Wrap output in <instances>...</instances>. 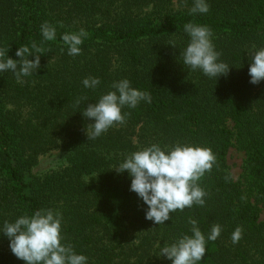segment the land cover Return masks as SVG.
I'll list each match as a JSON object with an SVG mask.
<instances>
[{
  "label": "trees",
  "instance_id": "1",
  "mask_svg": "<svg viewBox=\"0 0 264 264\" xmlns=\"http://www.w3.org/2000/svg\"><path fill=\"white\" fill-rule=\"evenodd\" d=\"M194 0H0V47L19 60L20 46L44 49L41 66L23 83L0 73V226L41 208L63 215L64 242L88 264H171L160 246L191 234L189 218L207 234L202 264H264V81L251 84L249 52L264 47V0H208L207 14L191 15ZM56 27L43 41L40 26ZM208 26L220 59L231 68L209 79L179 62L188 36L184 25ZM83 29L77 56L62 36ZM30 59H34L30 57ZM86 77L100 86L85 89ZM151 94V103L125 107L124 124L95 140L85 129L87 103L112 90L114 81ZM87 97L85 105L75 101ZM210 148L215 163L199 185L206 204L177 210L165 224L145 219L147 206L131 192L127 173L114 169L151 144ZM231 147L246 154L244 181L228 171ZM59 150L66 162L44 178L31 176L41 155ZM247 187V193L244 187ZM244 230L238 244L231 240ZM0 264H25L0 236Z\"/></svg>",
  "mask_w": 264,
  "mask_h": 264
},
{
  "label": "clouds",
  "instance_id": "2",
  "mask_svg": "<svg viewBox=\"0 0 264 264\" xmlns=\"http://www.w3.org/2000/svg\"><path fill=\"white\" fill-rule=\"evenodd\" d=\"M208 0H194L190 14H207ZM43 41L56 39V27L48 22L40 26ZM184 32L188 43L180 51L179 62L192 71H201L209 79H219L229 74L232 67L220 59L213 43V32L206 25L187 23ZM87 33H65L62 40L67 45L68 55L81 53ZM44 49L36 42L20 46L15 55L0 47V73L11 72L18 83L25 77L33 76L41 66ZM250 83L258 85L264 81V47L250 51ZM33 57L34 59H30ZM85 89L95 90L101 84L99 77H86L82 81ZM110 91L102 94L95 103H87L80 111L86 120H91L85 132L88 140H95L110 128L124 124L127 113L125 107L135 109L141 102L151 103V94L132 87L128 79L114 81ZM87 97H79L75 105H85ZM215 163V155L210 148L176 143L163 148L156 143L125 157L114 169L118 174L127 173L131 181L130 191L147 206L145 219L154 224H165L173 219L177 210L206 204L207 193L199 185L201 178L210 172ZM189 234H184L171 243L160 246L159 256L171 264H202L207 253V243L216 241L222 233L220 224L212 225L205 234L198 221L189 218ZM243 228L237 226L232 232L233 244L243 238ZM0 236L7 237L12 254L25 264H88L89 258L77 253L74 246L64 242L63 215L53 208H41L32 214H24L14 221H4L0 226Z\"/></svg>",
  "mask_w": 264,
  "mask_h": 264
},
{
  "label": "rangeland",
  "instance_id": "3",
  "mask_svg": "<svg viewBox=\"0 0 264 264\" xmlns=\"http://www.w3.org/2000/svg\"><path fill=\"white\" fill-rule=\"evenodd\" d=\"M246 154L237 147H231L227 155L228 171L236 181H244V167ZM66 165L62 152L55 150L41 155L38 162L32 167L30 175L37 178H44L52 171L58 170ZM247 193V187H244ZM264 219V215L262 216Z\"/></svg>",
  "mask_w": 264,
  "mask_h": 264
}]
</instances>
